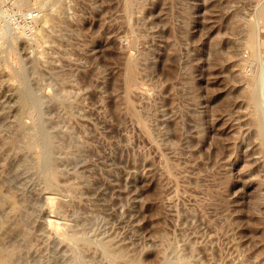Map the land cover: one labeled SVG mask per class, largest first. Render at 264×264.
Segmentation results:
<instances>
[{
  "label": "rangeland",
  "instance_id": "rangeland-1",
  "mask_svg": "<svg viewBox=\"0 0 264 264\" xmlns=\"http://www.w3.org/2000/svg\"><path fill=\"white\" fill-rule=\"evenodd\" d=\"M263 4L0 0V188L19 203L0 192L11 264H264V34L259 61L246 26ZM46 13L43 36L33 26Z\"/></svg>",
  "mask_w": 264,
  "mask_h": 264
},
{
  "label": "bare ground",
  "instance_id": "bare-ground-1",
  "mask_svg": "<svg viewBox=\"0 0 264 264\" xmlns=\"http://www.w3.org/2000/svg\"><path fill=\"white\" fill-rule=\"evenodd\" d=\"M18 2H19V4H22L23 0H18ZM132 4H133V0H127V6H131ZM55 17H56V15L54 13H46V14H44L43 19H42L44 21V24L43 25L38 24L37 26L34 25L33 27L34 28L38 27V31L37 32H39V30L42 31L43 30L42 28L46 27L48 25V23L53 22L55 20ZM246 26H247V44L251 48L252 56L254 58H258L259 61H260V60H262V54H261L262 53V44H261V42H262V36L264 34V4L261 5L257 9L256 18L253 19V20H249L246 23ZM41 34L44 36L45 32L42 31ZM16 43H17V41H16ZM16 43L15 42L13 43V47H12L13 51H17L18 45ZM39 53L40 54H44L43 50H40ZM133 66H135V65L133 64ZM134 78L135 77H134L133 67L131 66V68L129 70L130 85H131L132 81H134ZM255 79H256V77H255ZM257 82H259V79H258ZM257 82L255 80H253L252 84L250 86H247V88H245V93H246L247 99L249 101H251V102L260 101V99H259L260 98L259 97V91L256 90ZM257 86H259V85H257ZM257 89H259V88H257ZM261 90L264 91V81H263ZM257 104H258V102H257ZM259 105H258V107H256V109L258 111H257V113H256V115L254 117V123H255V127L257 129L259 145H260L262 151L264 152V105H261V107H259ZM54 173L55 172L53 171L52 175ZM0 192L2 194H4V190L2 192L1 188H0ZM5 194H6V191H5ZM5 196L12 199V198H14V193L9 191V192H7V194ZM5 196L2 197V200H3V198H5ZM15 196H16V194H15ZM9 202H10V200H9ZM11 202L13 204V209H16V208L19 209L18 208L19 207V205H18L19 203H18V200L16 198L12 199ZM58 223H59V221L56 218L50 217L48 219V221H47V227H48V231H51V233H54L55 237L61 238V237H59V234L54 231V227ZM105 248L108 251H111L115 255V257H117L119 259L128 258V255L124 251H115V250H113L111 248L110 244L105 245ZM195 262L192 259H189V258L183 259L181 256H178L177 259H176V262H173V263H170V264H179V263L180 264H196ZM131 263H132V261H131ZM0 264H11L10 255L8 253H5V249H3L2 246L0 247ZM132 264H144V263H142L139 260L138 261L136 260Z\"/></svg>",
  "mask_w": 264,
  "mask_h": 264
},
{
  "label": "built area",
  "instance_id": "built-area-1",
  "mask_svg": "<svg viewBox=\"0 0 264 264\" xmlns=\"http://www.w3.org/2000/svg\"><path fill=\"white\" fill-rule=\"evenodd\" d=\"M37 13L35 12V11H30L29 13H28V16H29V18H34V16L36 15Z\"/></svg>",
  "mask_w": 264,
  "mask_h": 264
}]
</instances>
